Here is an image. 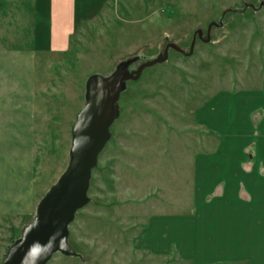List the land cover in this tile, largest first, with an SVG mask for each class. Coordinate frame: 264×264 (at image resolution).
<instances>
[{
    "label": "rangeland",
    "instance_id": "rangeland-1",
    "mask_svg": "<svg viewBox=\"0 0 264 264\" xmlns=\"http://www.w3.org/2000/svg\"><path fill=\"white\" fill-rule=\"evenodd\" d=\"M48 4L0 0V264L69 164L88 77L135 58L132 72L169 43L187 54L171 49L121 93L90 201L70 226L79 255L47 264H194L150 223L194 212V158L225 138L197 120L202 106L264 88V0H104L62 53L50 51Z\"/></svg>",
    "mask_w": 264,
    "mask_h": 264
},
{
    "label": "crops",
    "instance_id": "crops-1",
    "mask_svg": "<svg viewBox=\"0 0 264 264\" xmlns=\"http://www.w3.org/2000/svg\"><path fill=\"white\" fill-rule=\"evenodd\" d=\"M103 2L49 0L50 51H68ZM197 120L225 138L194 158V212L150 224L170 245L187 249L194 264L243 258L264 264V88L223 92Z\"/></svg>",
    "mask_w": 264,
    "mask_h": 264
},
{
    "label": "water",
    "instance_id": "water-1",
    "mask_svg": "<svg viewBox=\"0 0 264 264\" xmlns=\"http://www.w3.org/2000/svg\"><path fill=\"white\" fill-rule=\"evenodd\" d=\"M213 25L217 24L209 25L206 42L210 40ZM197 36L202 39L203 31L195 32L191 52ZM171 49L187 54L177 44L169 43L163 53L132 72L128 71V66L135 58L122 61L108 76L96 73L88 77L86 104L72 127L69 164L42 198L35 218L23 228L1 264H47L58 253L71 257L79 255L69 243L70 226L76 213L90 201L92 172L112 136L111 126L120 116L121 93L128 82L139 79L146 68L166 62Z\"/></svg>",
    "mask_w": 264,
    "mask_h": 264
}]
</instances>
